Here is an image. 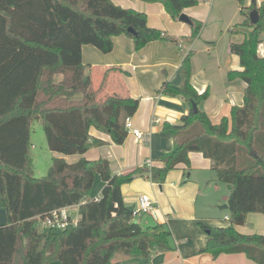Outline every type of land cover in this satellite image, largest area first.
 Listing matches in <instances>:
<instances>
[{"label": "trees", "instance_id": "obj_1", "mask_svg": "<svg viewBox=\"0 0 264 264\" xmlns=\"http://www.w3.org/2000/svg\"><path fill=\"white\" fill-rule=\"evenodd\" d=\"M159 2L172 19L198 0H141ZM243 19L230 30L229 50L239 57L241 69L228 77L246 84L241 105L229 116L212 122L199 104L208 90L198 93L190 82L192 50L176 38L147 24L146 14L122 7L112 0H0V207L6 222L0 224V264H120L116 254L148 258L170 249L169 229L162 223L142 227L127 210L120 186L137 174L149 172L161 183L166 173L182 164L188 154L202 153L211 161L216 180L228 187L229 225L199 224L207 235L204 251L241 252L264 264V234H243L235 229L249 212L264 213V158L250 154L257 136L264 132V56L257 45L264 33V0H236ZM255 9L258 19L249 20ZM82 19H100L136 35V47L156 39L176 40L181 49L180 83L164 81V95L184 99L190 106L178 123L164 122L173 138L161 165L113 174L105 158L75 162L53 158L46 174L34 177L31 124L39 120L47 148L62 154H82L104 141L90 134V127L120 144L127 136L124 121L131 117L138 99L117 93L98 95L82 62ZM193 39L202 23L190 18ZM101 78L102 86L108 72ZM60 79L56 80V76ZM196 103L197 110H192ZM96 175L104 182L93 199ZM78 205L76 223L59 231L41 229L39 218L65 206Z\"/></svg>", "mask_w": 264, "mask_h": 264}, {"label": "crops", "instance_id": "obj_2", "mask_svg": "<svg viewBox=\"0 0 264 264\" xmlns=\"http://www.w3.org/2000/svg\"><path fill=\"white\" fill-rule=\"evenodd\" d=\"M112 1L144 12L149 26L176 38L186 50L193 51L190 82L198 93L208 90V97L199 107L212 122L229 116L233 105L242 104L245 82L240 77H228L229 71L241 69L239 57L229 50L230 30L243 19L236 0H198L196 5L184 8L182 13L202 23L193 39L190 38V25L172 19L159 2L136 0L135 6H123L121 2L124 0ZM261 1L256 0L257 4ZM249 4L250 1L246 0L244 5L247 7ZM86 27L87 39L84 40L82 35L81 46L85 73L90 74L100 96L117 93L138 99V107L130 120L133 127L145 134L146 140L136 141L128 132L124 141L116 144L108 134L90 127V134L103 140L104 144L91 147L82 154L65 155L51 151L49 166L53 158H63L71 163L81 157L107 159L113 174L161 165V155L173 146L172 135L162 129L163 123H178L190 108L181 97L159 92L164 81L176 85L180 83L181 49L178 42L156 39L136 47L134 35L114 23L89 19ZM82 29L81 24V33ZM261 38L256 50L259 56H264V33ZM109 67L114 69L108 72L104 84L100 86L102 74ZM60 77L57 75L56 80ZM256 142L257 149L250 154L258 158L261 153L264 158V132L257 136ZM188 157L189 168L182 164L175 166L166 173L161 183L152 181L149 172H145L120 186L127 206L135 207L142 193L151 197L154 201L153 213H143L138 220H134L142 227L164 224L170 231V249L155 251L148 258L116 254L120 256L114 260L120 264H257L241 252H222L213 256L204 251L207 235L198 225H229L226 218L228 208H223L227 204L228 187L216 180L209 158L197 151L189 152ZM148 160L149 165L146 164ZM94 183L97 193L91 191V195L98 196L104 182L96 175ZM223 185H226L227 193ZM235 229L243 234H264V213H247L245 223L236 225Z\"/></svg>", "mask_w": 264, "mask_h": 264}, {"label": "rangeland", "instance_id": "obj_3", "mask_svg": "<svg viewBox=\"0 0 264 264\" xmlns=\"http://www.w3.org/2000/svg\"><path fill=\"white\" fill-rule=\"evenodd\" d=\"M136 0H124L122 3L123 6H135ZM100 22H107L105 20L95 19ZM88 20L82 19V35L83 39H87V26ZM30 140L32 145V159H33V171H34V177L40 178L44 176L48 170V166L50 163V157H51V150L47 148L46 140L44 137V133L42 130V125L39 120H34L31 124V133H30ZM224 190L227 193L226 185ZM94 193H97L96 191V183H93L92 190ZM71 216L76 219L78 217L77 208H71L70 210ZM141 214H137L134 216L135 220H138L140 218ZM6 222V212L4 208L0 207V224ZM120 255H115L113 259H117Z\"/></svg>", "mask_w": 264, "mask_h": 264}, {"label": "built area", "instance_id": "obj_4", "mask_svg": "<svg viewBox=\"0 0 264 264\" xmlns=\"http://www.w3.org/2000/svg\"><path fill=\"white\" fill-rule=\"evenodd\" d=\"M155 122H158V119L154 120ZM124 126L127 130V133L130 132L136 141H145L146 136L145 134L139 129L133 127L130 117H127L124 121ZM146 164H150V161L148 160ZM99 196H94L93 199L97 200ZM78 205H71V206H65L62 208L55 209L51 211L49 214L43 216L42 218H39V227L41 229L45 228L46 230H53V231H59L66 228L70 223L75 224L76 219H74L70 214L71 208H77ZM135 215L137 214H143V213H153L154 211V201L151 199V197L148 194L142 193L138 196L137 204L135 207H133ZM226 218L229 219L228 216Z\"/></svg>", "mask_w": 264, "mask_h": 264}, {"label": "water", "instance_id": "obj_5", "mask_svg": "<svg viewBox=\"0 0 264 264\" xmlns=\"http://www.w3.org/2000/svg\"><path fill=\"white\" fill-rule=\"evenodd\" d=\"M258 19V13L255 9H252L250 12H249V20L251 23H255ZM178 20L181 21V22H184V23H187V24H190V18L188 16H186L184 13H181L178 17ZM127 32L131 33L132 35H136V32L135 30L132 28V27H128L127 29ZM192 110L195 112L197 110V105L196 103H192ZM133 205H128L127 206V210L128 211H132L133 210ZM223 208H228V205L227 204H224L223 205Z\"/></svg>", "mask_w": 264, "mask_h": 264}]
</instances>
